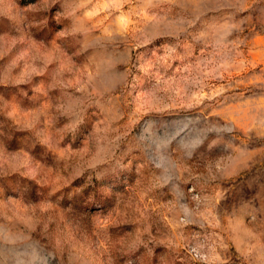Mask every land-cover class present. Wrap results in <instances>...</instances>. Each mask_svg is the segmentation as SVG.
Here are the masks:
<instances>
[{
  "label": "rangeland",
  "instance_id": "374dc122",
  "mask_svg": "<svg viewBox=\"0 0 264 264\" xmlns=\"http://www.w3.org/2000/svg\"><path fill=\"white\" fill-rule=\"evenodd\" d=\"M0 264H264V0H0Z\"/></svg>",
  "mask_w": 264,
  "mask_h": 264
}]
</instances>
